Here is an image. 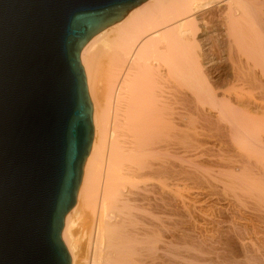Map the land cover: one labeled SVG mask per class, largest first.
I'll return each mask as SVG.
<instances>
[{"label": "bare ground", "instance_id": "6f19581e", "mask_svg": "<svg viewBox=\"0 0 264 264\" xmlns=\"http://www.w3.org/2000/svg\"><path fill=\"white\" fill-rule=\"evenodd\" d=\"M80 58L94 138L71 264L78 225L84 264H264V0H142Z\"/></svg>", "mask_w": 264, "mask_h": 264}, {"label": "water", "instance_id": "95a60500", "mask_svg": "<svg viewBox=\"0 0 264 264\" xmlns=\"http://www.w3.org/2000/svg\"><path fill=\"white\" fill-rule=\"evenodd\" d=\"M141 1L0 0V264L72 263L62 233L94 138L80 54Z\"/></svg>", "mask_w": 264, "mask_h": 264}, {"label": "rangeland", "instance_id": "374dc122", "mask_svg": "<svg viewBox=\"0 0 264 264\" xmlns=\"http://www.w3.org/2000/svg\"><path fill=\"white\" fill-rule=\"evenodd\" d=\"M220 185H221V183H220ZM221 188H222V185L220 186ZM253 197H255V196H253ZM254 211V210H253ZM255 212H258V211H254V212H249L250 213V215H252L253 216V213H255ZM252 213V214H251ZM256 219V220H255ZM254 220L255 221H257V222H254V225H255V223H257V225H258V223H259V221L257 220V218H254ZM257 225H255V226H257ZM85 226V225H78L77 226V228H76V236H75V238H76V241L81 245L80 246V249H79V251L77 252V255H78V257H79V259H80V261H81V264H84L85 263V258H87L88 257V255L90 256L91 255V253H92V248H93V243H94V234L92 233V231L90 230H88V229H90V227L88 226V228L85 226V228H87V229H85V228H83V227ZM79 227V228H78ZM88 231H89V233H90V235H92V236H90L89 235V233H88ZM89 236V237H88ZM93 238V240H92V238ZM90 239H91V241H92V244H91V241H90ZM86 243H88V244H86ZM91 246V247H89L90 249V251L88 250V246ZM88 251V252H87ZM161 254V256L163 257L164 256V254L163 253H160ZM163 254V255H162ZM164 258V257H163ZM165 259L166 258H164V260H162V261H165ZM167 260V259H166Z\"/></svg>", "mask_w": 264, "mask_h": 264}]
</instances>
